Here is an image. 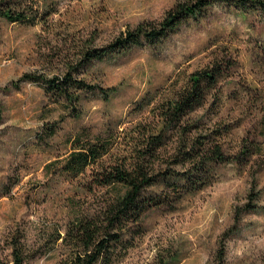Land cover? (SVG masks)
Instances as JSON below:
<instances>
[{
  "label": "rangeland",
  "instance_id": "1",
  "mask_svg": "<svg viewBox=\"0 0 264 264\" xmlns=\"http://www.w3.org/2000/svg\"><path fill=\"white\" fill-rule=\"evenodd\" d=\"M180 1L47 0L44 19L34 24L0 20V264L12 260L11 236L26 244L25 264H58L65 251L59 241L51 245L53 230L104 197L98 187L88 191L45 174L69 139L109 131L118 141L104 162L121 159L134 149L137 123H153L162 100L223 56L230 68L209 107L212 118L231 126L228 150L250 142L261 151L243 164H214L211 181L194 193L179 195L171 179L157 188L160 203L143 212L120 264H264L263 9L212 4L154 45L94 59L75 75L112 93H83L77 117L41 85L21 79L28 71L60 73L86 46H107L140 23L158 22Z\"/></svg>",
  "mask_w": 264,
  "mask_h": 264
},
{
  "label": "trees",
  "instance_id": "2",
  "mask_svg": "<svg viewBox=\"0 0 264 264\" xmlns=\"http://www.w3.org/2000/svg\"><path fill=\"white\" fill-rule=\"evenodd\" d=\"M47 0H0V20L34 24L44 19ZM212 4L232 7L241 12L264 10V0H184L175 3L158 22H143L127 30L107 46H86L62 72L44 74L25 72L21 79L41 85L53 103H60L74 117L79 116L83 93L97 91L103 98L111 89L75 75L82 66L109 53L123 52L141 44L154 45L173 33L189 19L198 20ZM230 68L226 56L192 72L187 83L162 100L154 109V121L139 122L130 154L104 162L116 146L118 137L109 131L89 137L80 131L68 140L69 150L45 164L52 179L76 184L80 189L105 192L98 202L84 206L48 238L65 254L58 264H120L125 251L141 231V216L159 195L157 188L171 180L172 189L194 193L213 175L214 164L249 161L261 151L254 143H239L229 150L225 140L232 128L226 120L213 119L209 107L216 101ZM139 108L142 105H138ZM204 112L198 115L199 112ZM164 156L165 158H161ZM168 202V198H163ZM160 203L159 201L156 203ZM253 205V204H252ZM9 264H25L29 258L26 244L11 236Z\"/></svg>",
  "mask_w": 264,
  "mask_h": 264
}]
</instances>
